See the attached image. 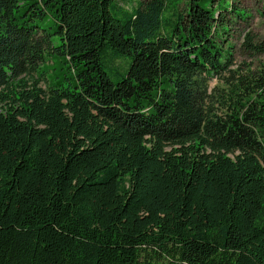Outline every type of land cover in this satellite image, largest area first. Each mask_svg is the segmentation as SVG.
<instances>
[{"label":"trees","instance_id":"trees-1","mask_svg":"<svg viewBox=\"0 0 264 264\" xmlns=\"http://www.w3.org/2000/svg\"><path fill=\"white\" fill-rule=\"evenodd\" d=\"M235 2L0 0V264H264Z\"/></svg>","mask_w":264,"mask_h":264},{"label":"rangeland","instance_id":"rangeland-1","mask_svg":"<svg viewBox=\"0 0 264 264\" xmlns=\"http://www.w3.org/2000/svg\"><path fill=\"white\" fill-rule=\"evenodd\" d=\"M234 5L243 11L244 17L230 19L228 39L234 56L231 70L243 74L264 72V0H236ZM52 64V60L48 62L49 66ZM114 78L120 80L122 77L114 75ZM221 81V78L213 77L211 89L220 87Z\"/></svg>","mask_w":264,"mask_h":264}]
</instances>
